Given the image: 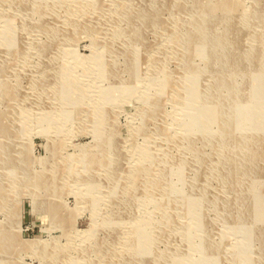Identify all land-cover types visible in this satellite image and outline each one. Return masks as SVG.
Segmentation results:
<instances>
[{"label":"rangeland","instance_id":"374dc122","mask_svg":"<svg viewBox=\"0 0 264 264\" xmlns=\"http://www.w3.org/2000/svg\"><path fill=\"white\" fill-rule=\"evenodd\" d=\"M0 264H264V0H0Z\"/></svg>","mask_w":264,"mask_h":264},{"label":"bare ground","instance_id":"6f19581e","mask_svg":"<svg viewBox=\"0 0 264 264\" xmlns=\"http://www.w3.org/2000/svg\"><path fill=\"white\" fill-rule=\"evenodd\" d=\"M222 47V46H221ZM246 59V58H245ZM226 64H228V63H226ZM250 64V63H249ZM218 97V96H217ZM205 106V105H204ZM216 107V106H215ZM235 139V138H234ZM235 146V145H234ZM233 151H234V149H233ZM244 151V150H243ZM234 154V153H233ZM242 164V163H241ZM236 173V172H235ZM234 177H235V174H234ZM235 189V188H234ZM184 233H186V234H188V232H184ZM86 236V235H85ZM85 240V239H84ZM125 240V239H124ZM86 241V240H85ZM126 242V241H125ZM136 243V242H135ZM120 246V245H119ZM129 247V246H128ZM125 248V247H124ZM126 252V251H125ZM112 262V261H111Z\"/></svg>","mask_w":264,"mask_h":264}]
</instances>
